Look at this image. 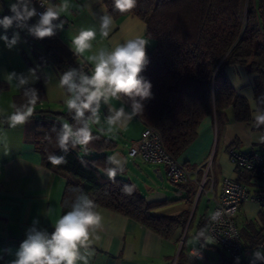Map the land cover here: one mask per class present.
<instances>
[{
    "label": "crops",
    "instance_id": "0c3cea01",
    "mask_svg": "<svg viewBox=\"0 0 264 264\" xmlns=\"http://www.w3.org/2000/svg\"><path fill=\"white\" fill-rule=\"evenodd\" d=\"M14 2L15 0H0V19L11 14L9 5ZM62 2L63 0H58L57 4ZM68 2V10L61 16L65 21L64 29L57 30L55 36L67 50L75 53L71 49L72 38L78 30H96L92 49L82 56L76 54L77 60L85 65L89 74L93 64L88 58L101 48L111 50L117 43H124L137 36L148 41L147 55L154 47V39L146 35V23L135 15L113 18L112 31L104 37L99 30L100 17L108 14L104 0ZM14 31L19 32L21 39L12 49H8L3 40H0V264H9L15 259V252L26 239V231L33 226L34 220L39 221L36 225L38 230L49 234L54 231V225L62 215L61 198L70 178L67 173L46 167L35 143V119L40 111H68L64 104L66 93L59 86L60 76L53 63L43 55V46L28 38L27 31L17 29L15 25L8 30L0 26V36L6 34L11 38ZM29 69H35L39 79L26 87H39V99L33 106V114L28 121L12 128L6 118L15 111L13 105L23 104L25 98H18L23 91L16 87L15 81L10 82L5 76L11 72L27 75ZM225 74L239 95L247 100L246 94L250 93L255 98L253 88L256 74L249 73L241 65L227 66ZM248 104L252 118L250 122L233 120L229 107L221 110L218 115H208L199 124L195 139L178 156L177 159L191 169L201 167L197 172V179L201 178L205 163L211 160L209 174L213 178L212 185L209 182L206 184L209 187L207 194L199 193L194 182L176 184L175 197H167L171 199L170 202L153 209V212L158 211V215L184 213V222L178 224L168 236H164L122 213L98 207L96 211L101 214L102 221L90 238L91 255L88 256V264H236V261L212 244L207 233L205 237H195L201 230L206 232L214 205L213 197L219 194L224 178L239 179L251 193L261 188L253 172L236 169L227 154L230 145L244 154H264V143L258 140L264 134L254 126L253 108L249 101ZM110 107H124L126 111H130L123 100L113 99L109 104L102 103L100 123L92 125V132L111 139L115 147L108 150L107 154L110 156L112 152L119 151L126 157L127 163L130 158L127 148L140 137L145 124L135 116L125 127L109 131L105 117L109 114ZM61 120L69 123L65 116ZM156 167L154 171L161 177L162 166ZM236 219L242 243L247 253L252 255L257 250L259 240H264L261 239L264 236V206L248 200L240 206ZM194 249H199L202 259L192 257Z\"/></svg>",
    "mask_w": 264,
    "mask_h": 264
},
{
    "label": "trees",
    "instance_id": "16d2710c",
    "mask_svg": "<svg viewBox=\"0 0 264 264\" xmlns=\"http://www.w3.org/2000/svg\"><path fill=\"white\" fill-rule=\"evenodd\" d=\"M104 3L113 18L133 14L143 20L146 35L155 41L147 55L149 63L141 73L151 82L153 96L144 102V110L137 117L160 133L174 158L195 139L199 124L208 115H218L229 107L233 120H252L248 101L235 91L225 68L241 65L256 74L254 96H264V0H259L258 9L252 0H137L136 7L126 13L115 10L113 0ZM28 23L34 24V19ZM28 38L43 46V55L59 76L69 68L80 67L86 72L76 54L60 44L56 36L36 39L28 34ZM35 89L39 94V87ZM20 97H24L23 92ZM62 116L73 123L68 111H40L35 119V143L42 162L70 176L61 198L62 215L71 210L76 195L72 189L81 188L96 208L122 213L164 236L184 222V213L153 212L171 199L147 203L133 183L120 176L122 171L113 167L107 154L115 147L111 139L92 132L95 138L88 145L70 146L67 153L61 151L56 131L63 124ZM260 130L264 134V126ZM50 154L63 156L65 162L51 164Z\"/></svg>",
    "mask_w": 264,
    "mask_h": 264
},
{
    "label": "clouds",
    "instance_id": "9594fccd",
    "mask_svg": "<svg viewBox=\"0 0 264 264\" xmlns=\"http://www.w3.org/2000/svg\"><path fill=\"white\" fill-rule=\"evenodd\" d=\"M40 6L45 10L37 11L33 0H15L9 5L11 15L0 19V26L8 30L13 25L17 29L26 30L36 39L50 38L57 34V30H63L65 21L61 19L62 13L69 8L68 0L60 4H53L51 0H39ZM137 0H113L114 9L120 13H126L136 7ZM39 16L34 24L28 22ZM58 21V23H57ZM114 26L113 17L104 14L100 17V34L107 37ZM97 32L94 28H81L72 38V47L75 54L83 55L92 49V41ZM21 37L18 31H14L11 38L8 35L0 36L5 46L12 49ZM148 41L140 36L128 39L124 43H117L111 50L101 48L96 54L89 57L93 67L88 72L83 68H69L64 71L59 80V86L64 89L66 98L64 104L72 117L73 123H63L57 132L56 142L58 148L67 153L69 147L88 145L95 137L92 134V125L100 123L101 104H109L113 99L126 100L130 111L124 107L109 108V114L105 122L113 128H123L127 123L144 110V102L151 99L152 84L141 73L149 63L146 46ZM8 81H15L16 87L23 91L25 102L13 105L15 111L6 118L9 127L15 128L25 124L33 114V106L39 99L38 92L33 87H26L39 79L35 69H29L28 74L11 72L6 74ZM247 100L253 108L254 126H264V96L253 98L248 93ZM88 114V115H86ZM259 142L264 143V136L258 137ZM48 160L53 165H59L64 161L63 156L50 154ZM76 194L71 203V210L63 214L55 223L54 231L38 230L39 221L34 220L33 226L26 231L24 239L15 252V259L9 264H88V256L91 255L89 247L91 237L100 227L102 216L96 211L95 202L81 188H73ZM130 192L131 189H128ZM223 215L221 210L212 213L210 219L220 222ZM206 232L201 230L196 239L205 237ZM83 250V251H82ZM192 257L202 259L199 249H194ZM239 264L240 257H236ZM256 261H264V252L254 250L250 258V264Z\"/></svg>",
    "mask_w": 264,
    "mask_h": 264
},
{
    "label": "built area",
    "instance_id": "2783aa9c",
    "mask_svg": "<svg viewBox=\"0 0 264 264\" xmlns=\"http://www.w3.org/2000/svg\"><path fill=\"white\" fill-rule=\"evenodd\" d=\"M58 0H51L57 4ZM38 13L45 9L40 6L39 0H33ZM34 23L39 16L33 17ZM128 156L139 163H151L163 166L166 177L173 184H188L194 182L199 193H209L206 184H213V178L209 174L211 160H208L203 169L201 178L197 179V172L201 167L193 169L174 158L165 148L160 133L152 126L145 125L140 137L132 141L127 148ZM227 154L236 169L251 170L256 180L261 184L259 191L251 193L247 186L234 178H224L221 182L220 192L213 197L214 205L206 225V233L212 244L223 251L231 260L240 257L241 264H250L251 254L244 247L240 230L237 224V213L240 206L248 200H252L264 206V154L254 152L244 154L236 150L234 146L227 148ZM211 188V187H210ZM221 210L223 215L220 222L211 221L212 213ZM257 249L264 252V240L257 244ZM255 264H264V261H256Z\"/></svg>",
    "mask_w": 264,
    "mask_h": 264
},
{
    "label": "rangeland",
    "instance_id": "374dc122",
    "mask_svg": "<svg viewBox=\"0 0 264 264\" xmlns=\"http://www.w3.org/2000/svg\"><path fill=\"white\" fill-rule=\"evenodd\" d=\"M247 1L245 0V3ZM252 5L258 9L259 0H252ZM155 168L157 167L154 164L137 163L128 158L125 169L121 172L120 176L129 179L144 197L156 191L165 193L168 198L175 197L177 185L168 180L163 166L160 167L161 177L157 176L154 171ZM154 212L157 213L158 211L155 210Z\"/></svg>",
    "mask_w": 264,
    "mask_h": 264
},
{
    "label": "water",
    "instance_id": "95a60500",
    "mask_svg": "<svg viewBox=\"0 0 264 264\" xmlns=\"http://www.w3.org/2000/svg\"><path fill=\"white\" fill-rule=\"evenodd\" d=\"M109 160L113 167L119 171H123L126 165V157L119 151H114L110 154ZM160 177V176H159ZM167 200L165 193L156 191L145 196V201L147 203H162Z\"/></svg>",
    "mask_w": 264,
    "mask_h": 264
}]
</instances>
